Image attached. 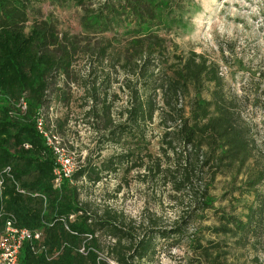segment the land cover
<instances>
[{"label":"trees","instance_id":"trees-1","mask_svg":"<svg viewBox=\"0 0 264 264\" xmlns=\"http://www.w3.org/2000/svg\"><path fill=\"white\" fill-rule=\"evenodd\" d=\"M43 1L0 0V231L12 220L19 228L43 233L46 249L35 253L26 243L18 264H109L110 257L117 264L152 261L157 240L176 247L209 212L219 225L207 230L225 240L205 242L197 234L189 239L201 260L225 264L232 248L259 244L264 238V145L244 116L245 100L228 90L220 67L195 52L179 54L169 39L183 27L182 1L76 0L83 11L82 41L59 33L43 17ZM79 57L87 64L75 71ZM108 61L115 82L127 93V105L116 115L109 100ZM62 78L82 90L85 116L99 143L119 147L121 153L98 166L89 156L56 189V158L37 121L45 118ZM155 123L162 129L166 164L144 157L146 129ZM124 168L148 169V175L164 177L177 189L194 190L197 183L194 208L176 227L161 229L153 222L140 237L119 224L116 215L91 214L78 183L95 185ZM229 173L242 174L244 180L228 212L216 209L210 190L218 176ZM87 235H93L90 243L97 251L89 246L82 255L77 248ZM99 235L113 241L106 261L98 253L104 252L97 245Z\"/></svg>","mask_w":264,"mask_h":264},{"label":"rangeland","instance_id":"rangeland-1","mask_svg":"<svg viewBox=\"0 0 264 264\" xmlns=\"http://www.w3.org/2000/svg\"><path fill=\"white\" fill-rule=\"evenodd\" d=\"M99 1L101 0H86V3ZM181 1L185 5L183 27L175 30L176 34H171L169 39L178 46L179 54L195 52L220 67L228 90L245 100L242 108L244 116L252 124L259 143L264 145V0ZM39 7L43 17L50 19L59 33H68L83 40L84 34L80 26L83 11L76 0H44ZM107 63L106 71L112 72L109 100L113 103L116 115L126 107L127 93H123L120 85L115 82L117 76L108 68L110 62ZM86 64V60L79 57L73 68L75 71L84 70ZM58 87L60 92H54L50 108L44 110L45 121L57 131L66 149L75 153L77 162L91 156L92 163L98 166L119 155V147L99 143L97 133L85 116L87 107L83 106V93L78 85L63 82L62 78ZM62 123L63 126H59ZM146 135L148 144L143 148L144 157L149 155L154 161L168 163V158L162 151V129L157 123L149 124ZM170 157L174 160L177 158L172 154ZM145 159V163L151 167V161ZM147 172L148 169L126 172L124 168L95 185L86 181L79 182L81 201L88 205L87 208L93 215L104 216L107 212L116 215L118 223L130 228L138 237L153 222L161 229L176 227L182 217L194 208L197 183L194 190L177 189L166 178H157ZM243 180L244 175L236 173L217 177L210 190L216 199V209L226 208L228 212L231 210V200L238 197L237 190ZM235 205L239 207L238 204ZM217 225V218L209 212L206 220L196 221L188 228L186 235L179 238L180 242H177L179 244L176 247L169 248V242L157 240L159 251L153 260L135 261L134 264H209L208 260H201L197 256L189 245V239L192 240L197 234L205 242H222L224 237L207 230ZM112 242L110 238L99 235L97 245L104 252L98 253L102 260L108 259L109 264H117L116 260L107 258L106 254ZM82 246H90L97 251L90 241H84L80 247ZM87 252L88 250L86 254ZM225 264H264V238L259 244L246 249L232 248Z\"/></svg>","mask_w":264,"mask_h":264},{"label":"built area","instance_id":"built-area-1","mask_svg":"<svg viewBox=\"0 0 264 264\" xmlns=\"http://www.w3.org/2000/svg\"><path fill=\"white\" fill-rule=\"evenodd\" d=\"M22 109H25L24 104H22ZM37 129L44 137L47 146L54 153L56 158L54 187L60 189L64 180L72 179L74 173L84 164L86 157L83 160L79 159V162H77L75 153L66 149L57 131H54L53 126L47 124L44 117L38 119ZM0 185H2L1 182ZM73 218V216L70 217V220ZM66 229L69 230L67 226ZM92 239L93 235L86 236V241H91ZM43 241V233L31 231L26 228H19L12 220H8L4 230L0 231V264H18L21 250L26 243L30 244V247L35 253H42L46 250ZM86 251L87 248L85 246L80 247L78 250L82 255H85ZM58 254L59 252L54 253L50 259L57 257ZM111 264H115V262H111Z\"/></svg>","mask_w":264,"mask_h":264}]
</instances>
